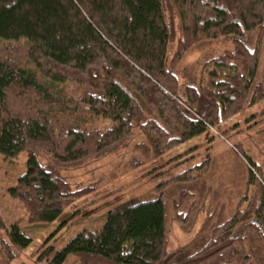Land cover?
Wrapping results in <instances>:
<instances>
[{"label":"trees","instance_id":"trees-1","mask_svg":"<svg viewBox=\"0 0 264 264\" xmlns=\"http://www.w3.org/2000/svg\"><path fill=\"white\" fill-rule=\"evenodd\" d=\"M228 36L232 50L180 83L176 69L192 45ZM261 60L264 0H0V155L28 154L8 195L28 223H51L91 188H73L36 151L74 164L138 128L145 143L136 147L160 156L264 99L256 80ZM233 151L247 162L250 192L227 218L207 212L187 243L168 247L165 196L176 191L174 221L187 229L209 189L210 158L156 184L152 195L114 205L99 228L79 231L45 264L68 256L71 264H233L235 248L249 238L264 245L263 172L240 144ZM0 229L8 258L31 242L1 216ZM51 249L45 246L38 259ZM240 264L264 263L244 253Z\"/></svg>","mask_w":264,"mask_h":264},{"label":"rangeland","instance_id":"rangeland-1","mask_svg":"<svg viewBox=\"0 0 264 264\" xmlns=\"http://www.w3.org/2000/svg\"><path fill=\"white\" fill-rule=\"evenodd\" d=\"M174 23L177 28L176 18ZM178 34L176 30L175 39ZM175 39L170 46V54L174 50ZM232 41L233 37L228 36L200 40L192 45L184 53L176 69L180 83L196 79L202 64L209 58L232 50ZM256 80L264 84L262 60ZM139 143H145V138L138 128H134L129 138L105 152L65 165L55 162L44 151H36L39 161L55 167L73 188H91L85 195L71 201L51 223H28L21 204L6 191L25 170L28 154L22 152L13 159L0 155L1 219L5 227L17 222L21 231L31 238V242L15 252L12 258L4 254L0 245V264H45L76 233L83 229L99 228L108 210L114 205L133 196L152 195L153 186L206 158L211 160L210 169L204 173L209 189H206L205 199L199 200L194 207L193 215L196 214V218L187 229L174 221L172 201L176 198V191L170 189L166 193L168 247L176 248L190 241L207 212L217 214L221 211L223 218L229 217L236 209L242 194L250 192V187L247 188L246 184L247 162L243 156L234 153L235 143L240 144L244 154L260 166L264 176V99L254 105H245L239 113L160 156H153L150 150L144 152L137 148ZM188 208L189 203L181 209L186 212ZM198 210L201 211L197 213ZM3 237L4 229H0V240ZM45 246H50L51 252L39 260V254ZM244 253L252 262L264 263V245L251 238L242 248H235L233 264H240ZM73 260V256H68L63 264H71Z\"/></svg>","mask_w":264,"mask_h":264}]
</instances>
